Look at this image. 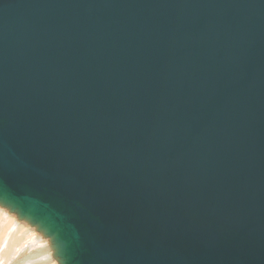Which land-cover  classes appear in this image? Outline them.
<instances>
[{
  "label": "water",
  "instance_id": "95a60500",
  "mask_svg": "<svg viewBox=\"0 0 264 264\" xmlns=\"http://www.w3.org/2000/svg\"><path fill=\"white\" fill-rule=\"evenodd\" d=\"M0 208L57 264H264V0H0Z\"/></svg>",
  "mask_w": 264,
  "mask_h": 264
},
{
  "label": "rangeland",
  "instance_id": "374dc122",
  "mask_svg": "<svg viewBox=\"0 0 264 264\" xmlns=\"http://www.w3.org/2000/svg\"><path fill=\"white\" fill-rule=\"evenodd\" d=\"M6 213L8 216H10L12 221L16 219L13 214L8 213L7 211ZM0 219H2V221H0V252L2 253V248L4 245L13 243L12 246L8 247V250L6 249L8 252H5L6 255L3 257L0 256V264H17L20 261H25V259L33 258L35 256V252H37L36 249L40 248L41 246H37V243H30L32 239L30 231L32 230V228L26 223L19 220H16V222L13 224L11 221H7L3 217H0ZM19 227L24 228L19 229ZM6 230L11 232V237L9 240L3 239L5 233H7ZM44 242H46V240H44L43 243ZM44 245H47V242ZM19 246H21V248L23 249H19ZM4 251L2 254H4ZM42 257H47V260L51 259V261L47 262L46 264H57L56 261L51 257L50 251H46Z\"/></svg>",
  "mask_w": 264,
  "mask_h": 264
},
{
  "label": "bare ground",
  "instance_id": "6f19581e",
  "mask_svg": "<svg viewBox=\"0 0 264 264\" xmlns=\"http://www.w3.org/2000/svg\"><path fill=\"white\" fill-rule=\"evenodd\" d=\"M0 217H3V218H5V220H7V221H11L13 224L16 222V220L17 219H15L14 221H12L11 220V218H10V216H8L7 215V213H6V210H3V209H1L0 208ZM0 221H2V219H0ZM24 227H19V229H23ZM1 230V229H0ZM26 230V229H25ZM6 232L7 233H5V235H4V240H9L10 239V237H11V232H9L8 230H6ZM30 235L32 236V239H31V244H36L37 243V246H41L40 248H37L36 249V251L37 252H35V256L33 257V258H28V259H25V261H20V262H18L17 264H46L47 262H49V261H51V259L49 260H47L46 258L47 257H42L43 255H44V253L46 252V251H50L49 250V247H48V244L47 245H44L46 242H44L43 243V241L45 240V239H43L33 228H32V230L30 231ZM43 241H42V240ZM13 245V243H10V244H8V245H4L3 246V248H2V253H3V251L4 250H8V247L9 246H12ZM23 247V246H22ZM19 249H23V248H21V246H19ZM7 250L6 251H4V254H2L1 252H0V256H5L6 255V253L5 252H7ZM8 253V252H7Z\"/></svg>",
  "mask_w": 264,
  "mask_h": 264
}]
</instances>
